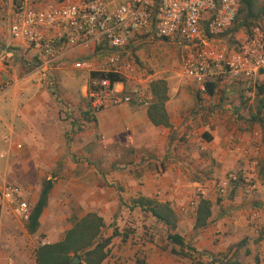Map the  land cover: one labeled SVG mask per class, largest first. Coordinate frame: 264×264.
<instances>
[{"label":"crops","instance_id":"crops-1","mask_svg":"<svg viewBox=\"0 0 264 264\" xmlns=\"http://www.w3.org/2000/svg\"><path fill=\"white\" fill-rule=\"evenodd\" d=\"M12 1L0 0V83H7L0 95V120L5 121L13 151L4 172L11 176L9 182L20 185L21 197L30 207L45 179H51L53 185L34 233L27 231L26 222L10 206L0 208V264H36L35 249L40 243L60 240L75 218L91 211L103 218V236L118 230L101 264H191L193 258L171 252L181 248L167 239L170 230L166 225L130 204L140 196L168 204L176 216L171 232L183 238L184 251L189 246L195 250H189L191 254L201 252V262L264 264V141L261 124L248 120L251 114L241 113L248 117L241 119L245 123L236 121L241 102L218 98L214 91L213 95L203 93L192 81L184 84L167 79L164 108L169 125H154L148 105L136 99L92 116L88 100L85 111L75 112L82 127L78 129L69 119L44 110L43 95L37 92L39 82L30 83V74L38 66H29L32 57H38L22 40L9 35ZM76 52L90 54L81 49ZM69 63L65 61L59 73L88 99L89 76L79 72L82 79L74 80L76 73L69 70H77ZM217 85L214 90L227 89L224 96L235 91L232 85ZM62 87L61 93L75 108L79 101ZM149 89L150 103L153 95ZM249 156L257 160L258 191L246 194L236 187L216 198L214 184L224 182L229 171L240 170ZM115 160L118 163L113 165ZM5 183L8 181L0 185ZM201 188L207 190L211 214L205 226L195 228ZM142 214L154 225L144 231L137 226L130 235L128 227L135 224L127 222L128 217L133 221ZM147 230L149 240L143 236Z\"/></svg>","mask_w":264,"mask_h":264},{"label":"built area","instance_id":"built-area-1","mask_svg":"<svg viewBox=\"0 0 264 264\" xmlns=\"http://www.w3.org/2000/svg\"><path fill=\"white\" fill-rule=\"evenodd\" d=\"M240 5L241 0H66L42 5L23 0L11 13L8 32L36 52L38 69L48 77L68 53L81 49L104 54L96 70L89 60L73 62L88 76L99 71L122 78L114 83L108 78L91 81L87 110L92 116L134 99L149 104V86L136 78L137 65L123 54L130 43L141 39H168L180 45L182 74L203 93L212 76L220 74L243 82L249 90L258 88V79L264 77V18L248 31H230ZM6 89L7 83H0V95ZM3 141L10 143L11 136L5 135ZM256 165V158L247 157L240 170L229 171L224 182L214 184L213 195L221 198L236 187L246 194L258 191ZM206 193L205 188L199 189V200ZM3 205L22 221L28 220L30 205L22 199L19 184L0 185V208Z\"/></svg>","mask_w":264,"mask_h":264},{"label":"trees","instance_id":"trees-1","mask_svg":"<svg viewBox=\"0 0 264 264\" xmlns=\"http://www.w3.org/2000/svg\"><path fill=\"white\" fill-rule=\"evenodd\" d=\"M264 18V3L259 0H241L240 9L236 18V22L230 31L234 32L239 29L248 31L249 28ZM130 45V44H129ZM129 45L127 47H129ZM90 83L94 79L108 78L111 83L117 82L122 78L117 74L99 71H91L89 73ZM153 101L148 104L147 114L150 121L154 125H169L168 116L164 108L167 100V85L163 79H157L150 84ZM258 90L262 91V86H258ZM214 83L207 82L205 93L213 95ZM264 96L259 100V106L255 114L249 117L250 122H258L264 125ZM52 180L45 179L42 182L41 190L37 201L30 207L29 218L26 221V229L29 233H34L39 226V218L45 206L47 205L49 192L52 188ZM132 205L138 206L143 210L149 211L154 217L159 219L170 230L167 233V239L180 246L181 250H171L172 253L184 257L193 258L191 264H213V262L203 263L195 260L191 255L194 248L188 246V250L184 251L185 246L183 238L171 232L176 226V216L167 203H161L147 197H137L132 200ZM210 201L202 198L197 206L194 227H203L208 223L211 214ZM105 227L103 218L96 212L91 211L79 219H74L72 227L69 228L64 236L55 242L40 243L35 249L36 264H101L108 256L109 244L113 236L118 234L115 228L110 236H103L102 229ZM74 257L79 259L78 263H73ZM230 264V263H226ZM238 264V263H236Z\"/></svg>","mask_w":264,"mask_h":264},{"label":"rangeland","instance_id":"rangeland-1","mask_svg":"<svg viewBox=\"0 0 264 264\" xmlns=\"http://www.w3.org/2000/svg\"><path fill=\"white\" fill-rule=\"evenodd\" d=\"M21 1L23 0H13L12 8H14L17 5V3ZM31 1L35 3H40V0H31ZM64 1L66 0H52L51 3L58 4ZM71 1H76V0H71ZM259 2L264 3V0H259ZM241 31L244 30L240 29L237 32V34H240ZM233 35L234 34L228 37V40L232 39ZM74 53L76 54L75 55L76 58L73 56V58L68 59V57L63 56L55 64V68L51 71L50 73L51 75L49 77L46 76L41 70L37 69L31 72L30 74L31 77L29 78L31 84L39 82L37 92L43 95L42 103L45 106L44 110H46L48 113H51L53 115H59L61 118L69 119L70 123H73L79 129L82 128L81 122L77 121L75 115L83 111L88 106V99L87 97L81 95V92L79 91L80 89H77V93L75 92L76 89H74L73 85L70 83L71 80L68 79V77L63 78V74L61 75V73H59L61 72L60 68L62 67V65H64L65 61H69L70 62L69 64H71L72 68H74L73 62L77 59H83V60L91 61V63L93 64L92 65L93 69L96 70L98 69L100 62L102 61L104 54L83 55L76 51ZM123 54L125 57L132 59L133 62L137 65L139 73L136 74V78L139 79L140 77L143 84L148 85L149 87L151 82L157 79H163V80L169 79L170 81L181 82L184 84L190 82L189 80L185 79L182 74V68H181L182 48L180 45H178L177 43L171 40L157 39V38L141 39L139 42L130 43L129 47L126 48V52H124ZM31 61H32L31 66L29 67L33 68L39 65V60H37L36 58L32 57ZM76 70L77 71H74L72 69L69 70V72L76 73L73 75L74 80L82 79L80 74H85V71L81 69H76ZM211 82H213L214 84H218L217 86L220 88H223L224 86L227 85L228 86L232 85L235 88V91L234 90L228 91V94L226 96H224V91H226L227 89L224 90L216 89L214 90V93L216 94V96H218V98L223 97L226 98L227 100L238 99L241 102V105L239 106V109L241 111L240 113H238V118L236 121L245 123L241 119L247 120L248 117H244V115H241V113L250 115V114H255L257 112V108L259 106V100L264 96V77L258 79L260 86H262V91H259L258 88H256L255 90H249L245 87L243 82L231 78H227L222 74L213 75ZM62 86L66 87L68 94L69 95L71 94V97H73V99L76 98L79 101L76 104L75 108L72 105H70L68 100L69 97L61 93L62 91L61 88H63ZM32 96L33 93L31 94V97ZM236 121L233 123L234 124L237 123ZM259 126L262 129L263 141H264V125H259ZM8 134L9 131L5 127V121L0 120V183H3L4 181H8V182L11 181L10 180L11 176L6 175V172H4L6 169L5 165L8 160H11V156L13 154L10 144L3 141V137ZM71 140H72L71 136L67 135V141L69 144L71 143ZM69 146L70 145H68V147ZM81 162H83V160ZM117 163H118L117 160H115V162H113V165ZM111 167L112 165L110 166V170L112 171ZM51 173L53 174V172ZM5 178L7 180H5ZM9 183H13V182H9ZM110 184L111 183H109V185ZM48 218L49 217L46 216L44 221L45 225L48 222ZM128 220L129 221L127 222L131 223L132 225L135 224L134 226L128 227L127 232L130 235H133L136 232L135 228H137V226H139V228L144 231L145 227L147 229V226L154 225V222L149 221L145 217V214L137 216L135 219H133V221L131 218L128 217ZM144 234L146 236V239L149 240L151 234L148 233V230L146 231V233H143V236ZM191 255L194 256L195 259L201 261V252H193Z\"/></svg>","mask_w":264,"mask_h":264},{"label":"water","instance_id":"water-1","mask_svg":"<svg viewBox=\"0 0 264 264\" xmlns=\"http://www.w3.org/2000/svg\"><path fill=\"white\" fill-rule=\"evenodd\" d=\"M73 263H78L79 262V259L77 257H74L73 260H72Z\"/></svg>","mask_w":264,"mask_h":264}]
</instances>
